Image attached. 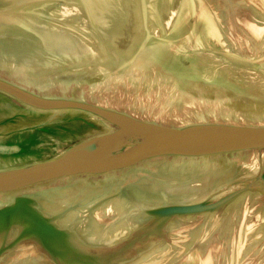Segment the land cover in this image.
Listing matches in <instances>:
<instances>
[{
    "label": "water",
    "instance_id": "95a60500",
    "mask_svg": "<svg viewBox=\"0 0 264 264\" xmlns=\"http://www.w3.org/2000/svg\"><path fill=\"white\" fill-rule=\"evenodd\" d=\"M0 264H264V0H0Z\"/></svg>",
    "mask_w": 264,
    "mask_h": 264
}]
</instances>
